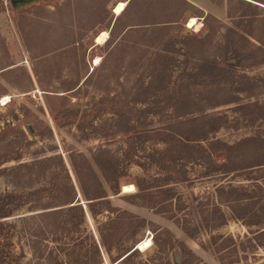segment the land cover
I'll use <instances>...</instances> for the list:
<instances>
[{"label": "rangeland", "instance_id": "1", "mask_svg": "<svg viewBox=\"0 0 264 264\" xmlns=\"http://www.w3.org/2000/svg\"><path fill=\"white\" fill-rule=\"evenodd\" d=\"M128 2L0 0V195H14L15 251L25 262L31 234L74 222V238L104 240L103 264L136 246L120 264H264V223L248 225L264 221V0ZM238 195L251 196L235 206L247 219L219 204ZM73 204L69 224L41 216Z\"/></svg>", "mask_w": 264, "mask_h": 264}, {"label": "trees", "instance_id": "2", "mask_svg": "<svg viewBox=\"0 0 264 264\" xmlns=\"http://www.w3.org/2000/svg\"><path fill=\"white\" fill-rule=\"evenodd\" d=\"M130 2V0H129ZM128 2V3H129ZM222 187L221 189H223ZM219 195L220 192H219ZM108 195L105 192H100L99 194H96V196L88 198L90 201L89 203V209L91 211V214L96 217V211L93 209L92 204L95 201H104L108 199ZM261 200L264 199L263 196L259 197ZM229 198H220L219 196V204H226L230 203L231 205L236 203L234 206H229L232 213V218L235 216L237 219H247L250 214L247 212L245 213H238L236 212V205L237 207L242 205L244 202L250 201L251 196H236L234 198H230V200H227ZM14 195L13 194H4L0 195V264H103L102 255H103V246L107 249V245L102 239L103 242L96 241L93 235L86 234V239H89V242L85 244V241L83 239V236H79L77 238H74V234L77 232V227L75 226V223L73 222V226H64L61 228H54L51 232H48L44 222H42L40 219L37 222L36 225L42 232H48L43 233L42 235L38 234H31L30 238V246L32 248V256L28 258L25 262L23 261L27 257L22 253L19 254L14 249V243H13V236L14 232L12 228H14L15 223L9 222L7 218H9L12 215V210L14 206ZM74 201H71L73 203ZM81 205V204H78ZM77 207V204H73L69 208H61L58 209L59 211L53 212L54 210H49L43 213L41 216H48V214H65V218L62 221V223L69 224L72 222V219L67 218L69 214H67V210H73ZM81 210V216L82 219L85 220V212L83 209ZM219 210V207H218ZM52 212V213H49ZM252 214V213H251ZM223 212L221 213V217H223ZM261 219L264 217V206L263 211H261ZM38 218V216H37ZM107 219H112L111 216H107ZM264 223L262 220H258L257 222H249L248 225H255L257 223ZM208 225V222H207ZM264 228V227H263ZM264 233V229L261 231ZM260 232V233H261ZM187 234L191 235L190 232L187 231ZM47 235H53L52 240L50 241L46 236ZM101 236L102 232H101ZM101 237V238H102ZM224 240V239H223ZM222 240V241H223ZM214 242V245L216 247V250L219 253H224L226 251V244L225 242ZM137 249L136 247L127 249L125 253L121 256H119L116 259H113L114 264H120V263H126L130 258L134 256ZM221 261L225 264H233L235 262L230 261L227 262L226 255L223 254L221 256Z\"/></svg>", "mask_w": 264, "mask_h": 264}, {"label": "bare ground", "instance_id": "3", "mask_svg": "<svg viewBox=\"0 0 264 264\" xmlns=\"http://www.w3.org/2000/svg\"><path fill=\"white\" fill-rule=\"evenodd\" d=\"M125 8H126V2L125 1H120L115 6V13L117 15H119V14H121L125 10ZM200 24L201 23H200L199 19L197 17H195V16L189 18L188 23H187L188 27H196L198 29H199ZM107 37H108V33L104 31L97 38V42L98 43H103L104 41H106V38ZM99 64H100V58L98 57L96 59L95 66H97ZM10 101H11V97L9 95H6V96H4V98H2L1 105H6ZM135 190H136V187H135L134 184H125L123 186V192H126L127 193V192H132V191H135Z\"/></svg>", "mask_w": 264, "mask_h": 264}, {"label": "water", "instance_id": "4", "mask_svg": "<svg viewBox=\"0 0 264 264\" xmlns=\"http://www.w3.org/2000/svg\"><path fill=\"white\" fill-rule=\"evenodd\" d=\"M13 1H28V0H13ZM137 247V246H136Z\"/></svg>", "mask_w": 264, "mask_h": 264}]
</instances>
